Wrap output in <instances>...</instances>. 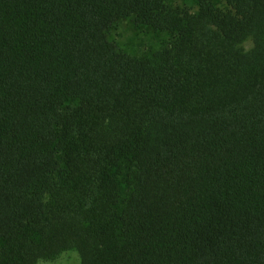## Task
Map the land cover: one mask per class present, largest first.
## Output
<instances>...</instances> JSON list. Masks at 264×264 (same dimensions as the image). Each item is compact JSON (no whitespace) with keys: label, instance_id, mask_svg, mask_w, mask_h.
<instances>
[{"label":"trees","instance_id":"obj_1","mask_svg":"<svg viewBox=\"0 0 264 264\" xmlns=\"http://www.w3.org/2000/svg\"><path fill=\"white\" fill-rule=\"evenodd\" d=\"M166 1L0 0V264H264V0ZM121 19L167 47L122 52Z\"/></svg>","mask_w":264,"mask_h":264},{"label":"rangeland","instance_id":"obj_2","mask_svg":"<svg viewBox=\"0 0 264 264\" xmlns=\"http://www.w3.org/2000/svg\"><path fill=\"white\" fill-rule=\"evenodd\" d=\"M166 4L168 7L176 9H187L191 14L198 16L200 12V7L198 3L194 0H167ZM214 8L230 11L231 8L227 4L220 0H215L212 3ZM108 38L114 43L119 50L135 58L147 59L153 56L159 50L167 47L169 42V34L165 32H160L151 27L138 26L133 19H121L112 25L108 30ZM239 48L244 53H249L255 48V42L253 38H248L244 43L239 45ZM67 109L65 110V126L61 130L63 138L68 136H73L78 133V126L82 123L81 112L76 111L79 107L76 102H70L67 104ZM86 120L91 118L84 116ZM91 124L95 122L91 119ZM64 157V153L62 155ZM58 155L61 161V169L59 179L66 176L68 172L67 161ZM122 156L119 160H122ZM124 162H126L124 160ZM130 164L123 163L122 170L119 174V179L121 182L122 190H127L126 176L128 174V169ZM116 171L117 169H113ZM38 264H81V257L76 250H70L63 253L61 256L52 261H43Z\"/></svg>","mask_w":264,"mask_h":264}]
</instances>
